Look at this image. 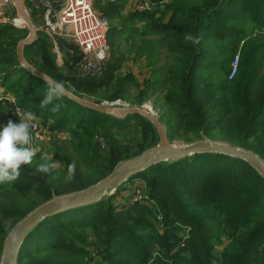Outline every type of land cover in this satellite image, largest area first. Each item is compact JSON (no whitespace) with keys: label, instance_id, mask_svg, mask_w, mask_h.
Here are the masks:
<instances>
[{"label":"trees","instance_id":"trees-1","mask_svg":"<svg viewBox=\"0 0 264 264\" xmlns=\"http://www.w3.org/2000/svg\"><path fill=\"white\" fill-rule=\"evenodd\" d=\"M130 1L95 3L108 21L109 58L99 76L64 74L54 64L47 35L23 48L24 59L98 100L141 106L161 94L158 118L170 142L218 138L264 163V0H137L143 9L126 10ZM188 33L200 43L186 41ZM23 38L14 24L0 23V87L14 98L12 109L0 99V121L18 122L16 108L31 111L44 124L54 119L52 132L67 134L69 140L53 147L62 172L36 173L39 164L50 162L36 157L22 166L16 181L0 184V257L10 231L36 207L84 191L119 161L159 141L155 127L138 114L115 118L66 96L54 101L61 105L56 114L52 105L41 108L47 84L19 65L15 48ZM59 43L74 52L66 64L78 60L72 45ZM238 52V69L229 81ZM162 53L164 65L159 66ZM131 55L155 59L152 78L141 90L133 75H118ZM72 162L76 173L68 182ZM137 180L145 184L149 201L125 202L117 211L120 186ZM120 186L96 203L40 221L23 239L16 264H264V179L246 161L194 154L154 164Z\"/></svg>","mask_w":264,"mask_h":264},{"label":"water","instance_id":"water-1","mask_svg":"<svg viewBox=\"0 0 264 264\" xmlns=\"http://www.w3.org/2000/svg\"><path fill=\"white\" fill-rule=\"evenodd\" d=\"M13 2L17 8L19 17H21L28 29V36L25 39L20 40L16 45L15 52L17 54V60L21 67L46 82L45 78H50L48 76L46 77L39 70L33 68L24 59L22 52L23 48L32 44L37 39V35L34 32V24L32 23L30 17H27L19 1L13 0ZM66 97L81 107L91 109L98 113L101 112L115 118H124L128 115L138 114L146 118L155 127L157 135L159 136V141L155 146H153V148H149L141 152V154L136 155V157L119 161L108 176L102 178V180L98 181L94 185L85 188L84 191L76 192L64 197H56L36 207L33 212L16 223L15 227L5 238L0 264H16L17 253L22 245L23 239L43 219L51 217V215L54 214L66 212L69 209L84 207L85 205L96 203L100 201L103 196L112 195L117 190V187L127 181L130 177L160 162L177 161L194 154H226L228 156L246 161L264 179L263 161L249 151H245L243 149L240 150L227 144L214 143L207 139H205V141H198L185 146L172 145L170 144L168 136L166 135V130L160 123L159 119L156 118L154 114L152 116L143 114L142 107L122 109L119 107H109L108 105L103 104L97 105L74 96L68 90Z\"/></svg>","mask_w":264,"mask_h":264},{"label":"built area","instance_id":"built-area-1","mask_svg":"<svg viewBox=\"0 0 264 264\" xmlns=\"http://www.w3.org/2000/svg\"><path fill=\"white\" fill-rule=\"evenodd\" d=\"M18 1L22 7L24 6L23 3H26L28 9L24 7L23 9L34 24L35 34L39 36L43 33L50 39L52 49L54 54H56V59H58V62H56L64 73L71 77L82 79L97 77L103 72L109 58L107 43L108 21L99 12H96L94 4L98 1L113 0ZM12 5L15 7L14 2H12ZM143 8L138 3L134 9L141 10ZM1 14L0 12V16ZM58 41L69 42L79 51V59L75 63L66 64L61 59ZM238 56L237 54L231 62L228 80L232 79L237 72ZM109 107L128 108L119 100L109 105ZM137 193L138 198H141V191L138 190Z\"/></svg>","mask_w":264,"mask_h":264},{"label":"rangeland","instance_id":"rangeland-1","mask_svg":"<svg viewBox=\"0 0 264 264\" xmlns=\"http://www.w3.org/2000/svg\"><path fill=\"white\" fill-rule=\"evenodd\" d=\"M114 1L115 0H113V1H104V2H102V4L112 3ZM132 1L133 0H131L128 3V5L126 6V10H128V9H132L133 10L135 8V5L140 3L139 1H138V3H136V1H135L133 3L134 5H132V4H130ZM12 2H13L12 0H8V1L0 0V5H1V7H0L1 11L0 12L2 13L1 16H0V23L9 24V25L14 24L16 29L19 30L22 33V35L24 37L23 39H25L28 36V29H27L26 26L23 27V26H20L17 23H14V21H20L21 22V20H20V17H18V12H17L16 8L12 5ZM23 5H24L23 6L24 8L28 9L26 3H23ZM94 6H95V4H94ZM127 7H128V9H127ZM96 12L98 13L99 11L96 10ZM12 21H13V23H11ZM13 33L15 34V32H13ZM41 34L45 35L43 33H41ZM23 39H21V40H23ZM67 43L70 44L69 42H67ZM58 47H59V50H60L61 59H63V61H66V59L68 58L67 55H73V53H74L72 50H68V51L62 50L61 47H60V43H59ZM50 51H51V55H52V58H53L55 66L57 68L61 69L59 64L57 63L58 59H56V54H54V51H53L52 47H51ZM76 51H77V49H76ZM238 55H239V52H238ZM164 56H166V53H162L161 54V58L162 59L160 61L159 66L164 65ZM156 58H158V57H156ZM78 59H79V51H78ZM154 60L155 59H151V60L148 61L146 59V57H144V56L135 59V55H131L130 59L126 60L125 63L122 65V68L118 72V75H121V76H124L126 74L133 75L135 77V79H136L137 84H139V87H140V90H141L145 86H147V81L151 80V78H152V72L154 71V67L155 66H153L151 63ZM75 62L71 61L70 63H75ZM61 71L64 73V71L62 69H61ZM64 74H66V73H64ZM232 79H230V80H232ZM65 88L71 94H73L74 96H76V97H78V98H80L82 100L84 99V100H86L88 102H92V103L97 104V105L103 104V105H108L109 106V105H111V104H113V103H115V102H117L119 100V99L114 100V101H107V100H103V99L102 100H98L96 97L91 96L88 93H85V92L77 93L76 89L73 86H70L69 84H66V83H65ZM134 93H135V90H132L130 92V94H129V97L133 98L134 97ZM161 97H162L161 94L154 95L151 99L146 100V102L144 104H142L141 106H138L137 104L132 105L130 103L123 102L121 100H119V101L122 102L126 107H128L127 109L135 108V107H137V108L142 107V109L147 114H149L151 116L154 114V116L156 118H158V115H159L158 110L160 109V106L163 103ZM2 98H5L8 101L9 109H12L14 107V104H12L14 98L11 95H7L5 93V91L3 90V88L0 87V99H2ZM155 102H157V106L156 107L154 106ZM113 108H117V107H113ZM16 111H17V108H16ZM17 117H18V120H19V116L18 115H17ZM33 123H34L35 126L32 129V145H26V147L30 148V147L33 146V147L38 148L40 151H39V153H37L36 157H39V158H41L42 156L45 157V158L53 157L52 161L54 163L57 162L56 156H54V154H53V147L62 145L64 142L68 141L69 139L67 138V134L66 135H62V134L56 135V134H54L52 132V130H51V125L52 124L51 125H49V123L44 124L43 121H41L40 118H37ZM6 126H7V124L1 120L0 121V130L2 131L3 128L6 127ZM52 133L54 134V136H53ZM205 139H207V140H209L211 142H214V143H218V144L230 145L228 142L220 141L218 138L215 139V140H210L208 138H205ZM205 139L201 140V141H205ZM194 142H198V141H194ZM194 142H192V143H194ZM170 144L176 145V146H185V145H188V144H191V143L185 144L182 141L176 139V140H172L170 142ZM230 146H233V145H230ZM236 148H238V147H236ZM238 149H240V148H238ZM241 149H243V148H241ZM243 150H245V149H243ZM245 151H248V150H245ZM249 152H251V151H249ZM251 153H253V152H251ZM57 169L60 170V172H62L61 170H63V168H61L59 163H58ZM120 187H122L121 188L122 191H121L120 195H118L116 197V199H115V206L117 208V211H120V209H122L123 206L126 205V204L132 205V204H138V203H147L149 201L148 195L146 193L145 184L143 182L139 181V180L131 182V183L127 182L124 186H120ZM120 187H119V189H120ZM138 190L141 191V198L142 199L138 198V193H137ZM116 192H117V190L113 194H115ZM68 195H71V194H68ZM61 197H64V196H61ZM54 198H56V197H54ZM134 200H136V202H134ZM125 202H126V204H124ZM158 219H160V216H158ZM159 230L161 231V227H159ZM188 232H189V229H186L185 230V234L184 233L182 234L184 236V239L187 238V233ZM87 234H89V233H87ZM87 241L90 242V243H93L94 239H93L92 236L89 235L87 237ZM181 246H183V244ZM89 247H91V246H89ZM222 248H223V246H218L217 250H221ZM2 253H3V251H2ZM92 256L95 257V253H92ZM1 257H2V254H1ZM1 257H0V260H1Z\"/></svg>","mask_w":264,"mask_h":264},{"label":"clouds","instance_id":"clouds-1","mask_svg":"<svg viewBox=\"0 0 264 264\" xmlns=\"http://www.w3.org/2000/svg\"><path fill=\"white\" fill-rule=\"evenodd\" d=\"M185 40L194 45L200 43V39L191 33L185 35ZM45 79L47 88L40 107L45 108L52 105L50 111L56 114L60 111L61 105L54 101L65 97L67 89L62 82ZM16 115L19 116V121L13 122L10 119L7 126L0 131V184H11L16 181L20 177L22 166L30 165L40 151L33 146L25 147V145H32V129L35 126L33 122L37 119L35 114L31 111L17 109ZM48 123L49 125L54 124L55 120L50 117ZM41 159H47L50 162L39 164L36 173L48 174L52 169L58 167V162H52L53 157L42 156ZM75 173L76 164L72 162L67 166L66 181L71 182L75 178Z\"/></svg>","mask_w":264,"mask_h":264},{"label":"bare ground","instance_id":"bare-ground-1","mask_svg":"<svg viewBox=\"0 0 264 264\" xmlns=\"http://www.w3.org/2000/svg\"><path fill=\"white\" fill-rule=\"evenodd\" d=\"M14 5H15V3H14ZM16 9H17V8H16ZM18 17H19V14H18ZM20 20H21V23H22L24 26L27 27V25L22 21L21 17H20ZM142 110H143V109H142ZM143 114H146L147 116H151V115L147 114L144 110H143Z\"/></svg>","mask_w":264,"mask_h":264},{"label":"crops","instance_id":"crops-1","mask_svg":"<svg viewBox=\"0 0 264 264\" xmlns=\"http://www.w3.org/2000/svg\"><path fill=\"white\" fill-rule=\"evenodd\" d=\"M135 1H136V3H138L137 0H133L130 4L134 5L133 3H134ZM127 9H128V7H127Z\"/></svg>","mask_w":264,"mask_h":264}]
</instances>
